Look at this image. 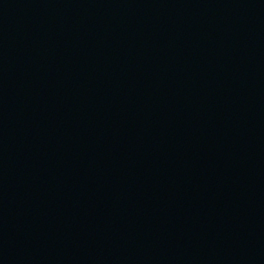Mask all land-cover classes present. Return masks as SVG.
I'll return each mask as SVG.
<instances>
[{
	"label": "water",
	"instance_id": "1",
	"mask_svg": "<svg viewBox=\"0 0 264 264\" xmlns=\"http://www.w3.org/2000/svg\"><path fill=\"white\" fill-rule=\"evenodd\" d=\"M0 264H264V0H0Z\"/></svg>",
	"mask_w": 264,
	"mask_h": 264
}]
</instances>
